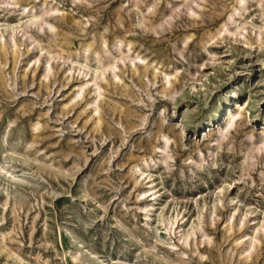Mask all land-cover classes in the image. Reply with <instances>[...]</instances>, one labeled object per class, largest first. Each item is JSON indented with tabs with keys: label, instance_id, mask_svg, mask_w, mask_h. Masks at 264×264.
<instances>
[{
	"label": "rangeland",
	"instance_id": "rangeland-1",
	"mask_svg": "<svg viewBox=\"0 0 264 264\" xmlns=\"http://www.w3.org/2000/svg\"><path fill=\"white\" fill-rule=\"evenodd\" d=\"M0 264H264V0H0Z\"/></svg>",
	"mask_w": 264,
	"mask_h": 264
},
{
	"label": "bare ground",
	"instance_id": "bare-ground-1",
	"mask_svg": "<svg viewBox=\"0 0 264 264\" xmlns=\"http://www.w3.org/2000/svg\"><path fill=\"white\" fill-rule=\"evenodd\" d=\"M231 117L233 118V117H234V115H232ZM232 118H231V119H232ZM231 119L228 121V123H230V122H231ZM233 120H234V119H233ZM231 124H232V123H231ZM231 124H230V125H231Z\"/></svg>",
	"mask_w": 264,
	"mask_h": 264
}]
</instances>
